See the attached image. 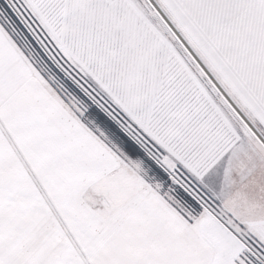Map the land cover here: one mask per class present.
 <instances>
[{
    "label": "snow or ice",
    "instance_id": "obj_1",
    "mask_svg": "<svg viewBox=\"0 0 264 264\" xmlns=\"http://www.w3.org/2000/svg\"><path fill=\"white\" fill-rule=\"evenodd\" d=\"M0 264H264V0H0Z\"/></svg>",
    "mask_w": 264,
    "mask_h": 264
}]
</instances>
